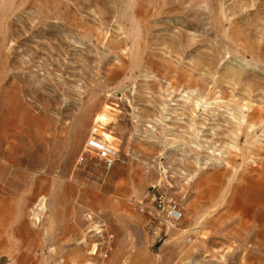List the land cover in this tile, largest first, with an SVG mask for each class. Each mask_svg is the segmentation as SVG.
<instances>
[{
  "label": "rangeland",
  "instance_id": "1",
  "mask_svg": "<svg viewBox=\"0 0 264 264\" xmlns=\"http://www.w3.org/2000/svg\"><path fill=\"white\" fill-rule=\"evenodd\" d=\"M263 159L264 0H0V264H264Z\"/></svg>",
  "mask_w": 264,
  "mask_h": 264
},
{
  "label": "built area",
  "instance_id": "2",
  "mask_svg": "<svg viewBox=\"0 0 264 264\" xmlns=\"http://www.w3.org/2000/svg\"><path fill=\"white\" fill-rule=\"evenodd\" d=\"M91 143V146L99 152V157L105 160L108 165H113L119 160V153L117 151L96 141H91ZM262 165L264 169V159ZM154 203V211L152 209L151 211L153 212H150V214H157L159 217H162L167 226L173 227L182 221L183 213L179 204L172 197L161 194L154 199Z\"/></svg>",
  "mask_w": 264,
  "mask_h": 264
},
{
  "label": "bare ground",
  "instance_id": "3",
  "mask_svg": "<svg viewBox=\"0 0 264 264\" xmlns=\"http://www.w3.org/2000/svg\"><path fill=\"white\" fill-rule=\"evenodd\" d=\"M111 106L105 104V106H103L102 111H100L99 113L96 114L95 118H94V123L95 125H98L101 127L100 130L96 129V131H99L101 137H103V140H100L101 144L107 145L105 142L107 141H111L113 139V136L110 135L109 133H107L106 131H104V127H106L108 124H110L111 119H112V115H111ZM95 128V127H94ZM95 130V129H94ZM115 138V137H114ZM112 142V141H111ZM109 145V144H108ZM112 145V144H111ZM110 146V145H109ZM108 146V147H109ZM111 149H113L111 147ZM5 162V161H4ZM10 164V163H9ZM44 200V198L42 199V201ZM42 205V204H41ZM37 218V217H36ZM91 219V218H90Z\"/></svg>",
  "mask_w": 264,
  "mask_h": 264
}]
</instances>
